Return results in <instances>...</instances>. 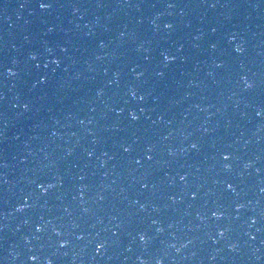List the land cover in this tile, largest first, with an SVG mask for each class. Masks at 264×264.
Instances as JSON below:
<instances>
[{"label":"water","instance_id":"obj_1","mask_svg":"<svg viewBox=\"0 0 264 264\" xmlns=\"http://www.w3.org/2000/svg\"><path fill=\"white\" fill-rule=\"evenodd\" d=\"M39 2L0 0V264H264V0Z\"/></svg>","mask_w":264,"mask_h":264},{"label":"snow or ice","instance_id":"obj_2","mask_svg":"<svg viewBox=\"0 0 264 264\" xmlns=\"http://www.w3.org/2000/svg\"><path fill=\"white\" fill-rule=\"evenodd\" d=\"M21 7H23V5H21ZM39 7H40L41 9H48V8H51V7H52L51 0H40V2H39ZM169 7H172V5H169ZM211 7L214 8V7H216V5H215V4H212ZM165 27L170 29V28L173 27V25L169 23V24H166ZM49 31H51V29H49ZM211 31H212L213 33H215V32L217 31V29H216V28H212ZM232 39H233V40H236L237 37H236L235 35H232ZM100 46H101V47L104 46V45H103V41H101ZM210 47H211L212 49H215V48L217 47V44L214 43V42H212V43L210 44ZM63 50L66 51V49H63ZM49 51H51V50L49 49ZM235 51H236V52H243V51H244V48H243L241 45L237 44V46H236V48H235ZM161 55L163 56V59H164V61H166V62L169 61V60H175V59H176L175 56L164 55L163 53H161ZM32 59L35 60L36 57L33 56ZM52 62H53V63H56V64H59V63H60V61H59L58 59H57V60H53ZM165 65H167V64H165ZM46 66H47V65H45V67H46ZM222 66H223V64H217V67H222ZM138 67H139V65H137L136 67H133V68L131 69V71L136 75L137 78H140V77H142V76L144 75V72H143V71H137V68H138ZM9 73L12 74V75H15V73L12 72L11 69H9ZM157 75L163 77V76H164V72H158ZM38 82H39V83H46V82H47V77H46V76H41ZM244 83H245V86H246L247 88H250V89H251V88H255V87L258 86V85L256 84L255 81H252V82L250 83V82L248 81L247 78L244 79ZM261 84H264V81H261ZM101 91H103V90H101ZM130 94H131L133 97H136V96H137V91H136L135 89H131V90H130ZM138 98H139L140 100H144V99H145L144 95H139ZM23 108L25 109V111H28V110H30V105H29L28 103H24V104H23ZM120 111L123 112V109H120ZM143 111H144V110L141 109V112H143ZM262 111H264V107H262ZM259 114H260V113H257V115H259ZM129 115H130V117H131V120L134 121V122H135V121H138V120L140 119L139 115H138L135 111L130 112ZM121 147L123 148V151H124V152H128V151H129V148H130L131 146L129 145L128 147H124V145L122 144ZM192 147L195 148L196 145L193 144ZM149 151H150V150H149ZM88 155L91 156L92 153L89 152ZM228 158H229L228 156H225V157H224L225 160H228ZM147 159H148V160H151V159H152V156H151V155H147ZM136 163H139V160H137ZM6 166H7V165H5V167H6ZM81 179H83V177H81ZM181 179H184V177L182 176ZM40 186L43 187V185H40ZM49 187H52V185H49ZM144 187L146 188V187H147V184H145ZM228 188L231 189V188H232V185L229 184V185H228ZM141 207H143V205H141ZM213 215H215V212H213ZM154 223H155V221H154ZM37 231H40V228H37ZM220 234L223 235V233H220ZM139 238H140L141 241H143V240L145 239V237H144L143 235H140ZM101 247H103V245L98 243V244H97V251H99V249H100ZM30 259H31L32 261H35V260L37 259V257H36V256H31Z\"/></svg>","mask_w":264,"mask_h":264}]
</instances>
